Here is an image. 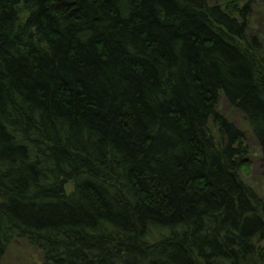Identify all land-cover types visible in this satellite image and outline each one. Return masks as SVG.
<instances>
[{
    "label": "trees",
    "instance_id": "16d2710c",
    "mask_svg": "<svg viewBox=\"0 0 264 264\" xmlns=\"http://www.w3.org/2000/svg\"><path fill=\"white\" fill-rule=\"evenodd\" d=\"M238 0H0V259L264 264V47Z\"/></svg>",
    "mask_w": 264,
    "mask_h": 264
},
{
    "label": "rangeland",
    "instance_id": "374dc122",
    "mask_svg": "<svg viewBox=\"0 0 264 264\" xmlns=\"http://www.w3.org/2000/svg\"><path fill=\"white\" fill-rule=\"evenodd\" d=\"M212 3H223L228 0H210ZM249 8L248 35L256 36L264 47V0H238ZM219 111L244 131L245 142L249 148L250 165L241 170L243 180L264 200V165L258 145L250 127L242 114L230 106L220 96ZM0 264H41L38 252L22 240L14 241L2 255Z\"/></svg>",
    "mask_w": 264,
    "mask_h": 264
}]
</instances>
